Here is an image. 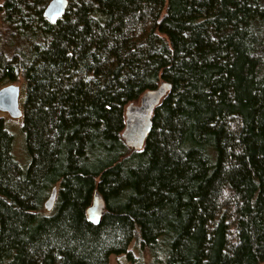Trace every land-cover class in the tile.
Wrapping results in <instances>:
<instances>
[{"label":"trees","instance_id":"16d2710c","mask_svg":"<svg viewBox=\"0 0 264 264\" xmlns=\"http://www.w3.org/2000/svg\"><path fill=\"white\" fill-rule=\"evenodd\" d=\"M0 0V264H264V0ZM170 82L142 149L126 108ZM58 187L55 206L45 202ZM98 190L102 221L88 220Z\"/></svg>","mask_w":264,"mask_h":264},{"label":"water","instance_id":"95a60500","mask_svg":"<svg viewBox=\"0 0 264 264\" xmlns=\"http://www.w3.org/2000/svg\"><path fill=\"white\" fill-rule=\"evenodd\" d=\"M69 0H50L44 14L51 22H56L63 16ZM172 89L170 82H162L158 87L147 90L140 100L130 103L126 108V125L122 137L131 148L142 149L152 130L153 115L157 106ZM21 87L12 83L0 89V110L9 113L13 118L23 117L24 111L20 107ZM58 187L55 186L45 202V208L51 211L55 206ZM106 201L100 191L95 190L91 205L87 208L88 220L97 225L102 221L106 212Z\"/></svg>","mask_w":264,"mask_h":264},{"label":"rangeland","instance_id":"374dc122","mask_svg":"<svg viewBox=\"0 0 264 264\" xmlns=\"http://www.w3.org/2000/svg\"><path fill=\"white\" fill-rule=\"evenodd\" d=\"M20 85V107L24 110L25 102V89L20 82H15ZM0 122L6 126V129L10 130L15 137L14 153L16 159L21 163L23 167H27L30 162V156L26 147L25 134L23 130L24 118H13L6 115L0 110ZM110 264H151V255L148 251L141 249L136 241L130 245L128 253L113 255L110 258Z\"/></svg>","mask_w":264,"mask_h":264},{"label":"flooded vegetation","instance_id":"af4514ba","mask_svg":"<svg viewBox=\"0 0 264 264\" xmlns=\"http://www.w3.org/2000/svg\"><path fill=\"white\" fill-rule=\"evenodd\" d=\"M2 112H4V111H2ZM4 113H5L6 115L10 116L9 113H7V112H4Z\"/></svg>","mask_w":264,"mask_h":264}]
</instances>
